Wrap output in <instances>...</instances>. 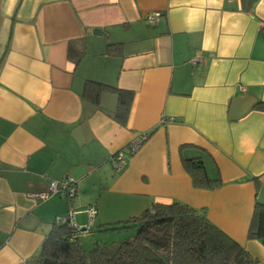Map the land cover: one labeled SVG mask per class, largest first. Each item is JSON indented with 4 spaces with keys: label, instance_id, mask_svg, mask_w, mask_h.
Segmentation results:
<instances>
[{
    "label": "crops",
    "instance_id": "1",
    "mask_svg": "<svg viewBox=\"0 0 264 264\" xmlns=\"http://www.w3.org/2000/svg\"><path fill=\"white\" fill-rule=\"evenodd\" d=\"M262 27L264 0H0V264H31L69 209L84 227L95 207L101 228L173 201L204 209L264 264L247 236L264 204ZM87 80L133 91L125 125L114 92L97 105L83 96ZM143 134L116 169L114 154ZM190 159L221 185L195 187ZM67 177L71 199L32 196Z\"/></svg>",
    "mask_w": 264,
    "mask_h": 264
},
{
    "label": "trees",
    "instance_id": "2",
    "mask_svg": "<svg viewBox=\"0 0 264 264\" xmlns=\"http://www.w3.org/2000/svg\"><path fill=\"white\" fill-rule=\"evenodd\" d=\"M254 0H242L243 7L250 10ZM264 37V27L260 30ZM83 53V41H70ZM115 51L116 44H109ZM78 58H76L77 62ZM116 94L113 118L121 125L128 119L134 93L103 82L87 80L83 96L93 104L99 103L102 92ZM253 108L264 110L259 101ZM115 155V154H114ZM192 183L198 188L214 189L221 185L219 179H210L200 159L184 162ZM108 225V224H107ZM106 226V225H105ZM109 228L134 227L135 234L117 245L109 246L95 242L85 251L78 243L67 222H56L42 240L39 252L28 259L31 264H259L240 244L212 223L204 209L187 204L151 203L138 215L124 221L111 223ZM247 236L264 244V204L256 201L248 227Z\"/></svg>",
    "mask_w": 264,
    "mask_h": 264
},
{
    "label": "built area",
    "instance_id": "3",
    "mask_svg": "<svg viewBox=\"0 0 264 264\" xmlns=\"http://www.w3.org/2000/svg\"><path fill=\"white\" fill-rule=\"evenodd\" d=\"M160 14H161L160 11H152L150 13H147L145 16L146 21L149 24H154L157 22ZM198 61L199 59L193 58L192 64H196ZM164 120L165 118L162 117L161 122L163 123ZM146 136L147 134H143L138 140L132 142L126 148L115 153V155L112 157L113 166L116 169H121L126 164L125 156L135 153L136 150L141 146V144L145 140ZM75 192H76V188L74 186L73 179L70 177H67L61 180H52L49 183L47 191L36 193V194H33L32 196L39 198V199H46L53 193H60L64 195L65 197H67L68 199H71L74 196ZM86 211H87L89 221H88V224L85 225L84 227H80L75 223L74 213H73V210L71 209H69L66 216L57 217L56 221L62 222V223L67 222L68 226L72 229L73 233L79 236L81 234H85L89 232L92 218L96 214V209L93 206L88 207Z\"/></svg>",
    "mask_w": 264,
    "mask_h": 264
},
{
    "label": "rangeland",
    "instance_id": "4",
    "mask_svg": "<svg viewBox=\"0 0 264 264\" xmlns=\"http://www.w3.org/2000/svg\"><path fill=\"white\" fill-rule=\"evenodd\" d=\"M109 225L111 224L104 225L101 228H94L91 225L88 233L79 235L78 243L85 251H88L92 248L95 242L114 246L135 234L134 227L109 228Z\"/></svg>",
    "mask_w": 264,
    "mask_h": 264
},
{
    "label": "water",
    "instance_id": "5",
    "mask_svg": "<svg viewBox=\"0 0 264 264\" xmlns=\"http://www.w3.org/2000/svg\"><path fill=\"white\" fill-rule=\"evenodd\" d=\"M93 33H94V34H99V33H101V30L98 29V28H94V29H93Z\"/></svg>",
    "mask_w": 264,
    "mask_h": 264
}]
</instances>
